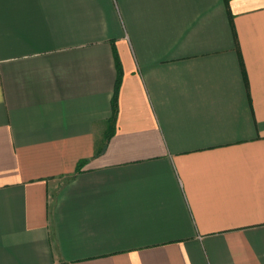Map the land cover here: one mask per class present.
Wrapping results in <instances>:
<instances>
[{"label":"crops","instance_id":"crops-1","mask_svg":"<svg viewBox=\"0 0 264 264\" xmlns=\"http://www.w3.org/2000/svg\"><path fill=\"white\" fill-rule=\"evenodd\" d=\"M0 264H264V0H0Z\"/></svg>","mask_w":264,"mask_h":264},{"label":"trees","instance_id":"trees-1","mask_svg":"<svg viewBox=\"0 0 264 264\" xmlns=\"http://www.w3.org/2000/svg\"><path fill=\"white\" fill-rule=\"evenodd\" d=\"M118 85H119V79L116 82V91H115V94H114V97H113V110H114V113L116 112V94H117Z\"/></svg>","mask_w":264,"mask_h":264}]
</instances>
